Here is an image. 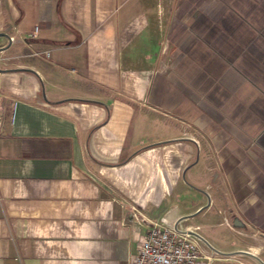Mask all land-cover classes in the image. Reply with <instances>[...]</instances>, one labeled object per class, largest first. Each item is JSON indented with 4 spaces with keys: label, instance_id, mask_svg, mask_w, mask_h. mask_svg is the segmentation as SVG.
<instances>
[{
    "label": "crops",
    "instance_id": "crops-1",
    "mask_svg": "<svg viewBox=\"0 0 264 264\" xmlns=\"http://www.w3.org/2000/svg\"><path fill=\"white\" fill-rule=\"evenodd\" d=\"M0 42V264H264V0H0Z\"/></svg>",
    "mask_w": 264,
    "mask_h": 264
},
{
    "label": "built area",
    "instance_id": "built-area-1",
    "mask_svg": "<svg viewBox=\"0 0 264 264\" xmlns=\"http://www.w3.org/2000/svg\"><path fill=\"white\" fill-rule=\"evenodd\" d=\"M4 47L0 42V50ZM207 258L190 235L154 225L140 243L133 264H202Z\"/></svg>",
    "mask_w": 264,
    "mask_h": 264
},
{
    "label": "rangeland",
    "instance_id": "rangeland-1",
    "mask_svg": "<svg viewBox=\"0 0 264 264\" xmlns=\"http://www.w3.org/2000/svg\"><path fill=\"white\" fill-rule=\"evenodd\" d=\"M217 239L220 242H225L229 244H231L234 241L231 237H228L226 234H223V233H219ZM205 256H207L208 258L203 260L202 264H210L213 262L214 259H222L219 256H212V255H207V254ZM215 264H220V263H215Z\"/></svg>",
    "mask_w": 264,
    "mask_h": 264
}]
</instances>
